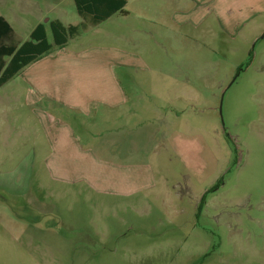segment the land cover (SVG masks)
Segmentation results:
<instances>
[{"label":"rangeland","instance_id":"rangeland-1","mask_svg":"<svg viewBox=\"0 0 264 264\" xmlns=\"http://www.w3.org/2000/svg\"><path fill=\"white\" fill-rule=\"evenodd\" d=\"M169 8L131 0L130 16L89 30L75 0H0L22 39L38 22L53 39L60 19L73 37L146 59L149 70L121 77L140 81L144 115L133 123L149 127L158 182L131 199L50 183L33 164L17 74L0 87V264H264V17L183 38Z\"/></svg>","mask_w":264,"mask_h":264},{"label":"crops","instance_id":"crops-1","mask_svg":"<svg viewBox=\"0 0 264 264\" xmlns=\"http://www.w3.org/2000/svg\"><path fill=\"white\" fill-rule=\"evenodd\" d=\"M130 2L89 30L117 16H130ZM166 5L177 26L174 33L183 38H190L193 30L195 39L238 33L247 23L264 17V0H166ZM21 12L29 14L24 7ZM0 16L12 26L14 43L19 46L41 24H35L29 38L22 39L6 14L0 12ZM57 21L69 29L55 19L50 21L51 30ZM44 26L53 47L17 73L23 72L24 79L15 91V99L31 108L35 122L33 164L44 168L54 185L80 187L95 194L131 199L156 186L146 151L149 142L145 144L149 127L133 123L135 117L143 119L144 115L137 108L145 101L135 90L140 81L125 82L121 77V70H149L146 59L101 41L87 42L82 34L55 45L53 30L51 39Z\"/></svg>","mask_w":264,"mask_h":264},{"label":"trees","instance_id":"trees-1","mask_svg":"<svg viewBox=\"0 0 264 264\" xmlns=\"http://www.w3.org/2000/svg\"><path fill=\"white\" fill-rule=\"evenodd\" d=\"M78 13L86 20V24L96 25L117 11L123 10L127 0H75ZM55 45H64L69 41L71 33L60 22H52ZM13 28L0 16V86L13 78L22 68L36 58L48 52L52 47L47 39L44 24H39L32 32L31 39L20 46L14 43ZM11 57L8 61L6 58ZM206 195L202 198V204Z\"/></svg>","mask_w":264,"mask_h":264}]
</instances>
